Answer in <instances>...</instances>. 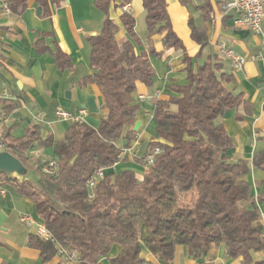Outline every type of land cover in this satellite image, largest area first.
<instances>
[{
	"label": "trees",
	"instance_id": "1",
	"mask_svg": "<svg viewBox=\"0 0 264 264\" xmlns=\"http://www.w3.org/2000/svg\"><path fill=\"white\" fill-rule=\"evenodd\" d=\"M6 1L11 13L20 15L29 0ZM33 1L44 10L49 3ZM142 1L148 35L159 33L165 48L185 50L172 27L167 1ZM116 3L94 0L105 19L100 33L89 37L92 73L82 80L83 84H97L102 93L107 114L98 128L85 122L72 123L64 138L57 140L52 135L44 137L41 127L33 124L21 137L13 134L14 127H4L0 136L7 151L20 159L27 171L38 173V182L33 183L0 171L6 185L35 202L37 214L54 237V241H45L33 235L31 245L40 251L42 264H52L58 246L77 251L80 261L76 264H105L103 259L114 245L121 250L109 258V264H152L143 256L144 249L159 264H173L178 246L185 247L199 264H216L205 261L212 245H223L229 258L242 257L240 264H264V260L255 262L252 257L253 251L264 249V224L257 204L264 201V191L253 196L247 160H230L235 142L220 122L227 110L244 102L243 93L231 86L234 76L223 72L215 57L194 69L185 54L187 83L170 85L176 95L156 101L153 117L158 139L149 142L148 150L159 147L160 153L143 179L132 170H124L113 179L106 175L94 190L88 188L87 182L97 170L121 161L119 142L124 140V148L131 147L141 110L134 97L137 85L151 86L155 77L149 59L136 50L143 41L129 12L120 16L127 38L118 41L121 25L110 15ZM208 4L202 8L210 19ZM191 26L193 38L204 47L206 32L192 20ZM56 48L52 52L57 66L71 67L69 57ZM150 51L161 56L153 48ZM3 105L2 114L8 116L19 103L5 100ZM260 139L263 147L254 155L252 165L264 171V135ZM37 147L53 149L55 173L44 171L50 156L31 154Z\"/></svg>",
	"mask_w": 264,
	"mask_h": 264
},
{
	"label": "crops",
	"instance_id": "2",
	"mask_svg": "<svg viewBox=\"0 0 264 264\" xmlns=\"http://www.w3.org/2000/svg\"><path fill=\"white\" fill-rule=\"evenodd\" d=\"M166 1L172 27L183 41L185 50L165 48L159 33L148 35L142 0H117L116 6L110 10L111 17L121 25L123 6L131 4L135 29L143 41L136 46V50L149 59L155 69V77L151 86L138 83L134 97L144 109L137 116L138 129H135L136 123L133 127L136 138L128 149L124 148V140L119 142L123 158L113 167L105 169V176L113 179L121 171L132 170L139 180L143 179L147 167L141 159L149 152V142L158 139L151 112L155 110L156 101L176 95L170 85L187 83L185 54L191 58L194 69L209 57H215L222 64L223 72L234 76L231 86L237 93H243L244 102L227 110L220 122L235 142L229 152L230 160L249 162L251 171L248 180L252 184L253 196L258 197L264 191V171L253 168L252 159L263 147L260 137L264 135V67L252 56L260 49L261 37L249 28L234 23L236 14L224 8L226 0H191L188 4L181 0ZM207 2L210 19L203 14L202 7ZM4 3L5 0H0V90L6 87L18 99L19 105L10 115L4 116L5 100H0V136L4 127H14L13 134L21 137L34 124L41 127L44 137L52 135L61 140L73 122L59 119L55 114L58 107L73 115H79L85 109L83 121L98 128L107 114L103 108L102 93L97 84L82 83L92 73L89 37L100 33L105 19L95 7L94 0H49L47 8H42L41 12H38L39 5L29 0L20 15L4 14ZM191 20L195 27L206 32L207 44L204 47L192 36ZM126 38L127 32L121 25L117 39L122 42ZM38 40L40 44H37ZM221 42L245 58L243 69L236 70L231 61L220 54ZM56 47L69 57L71 67L60 69L57 66L53 54ZM152 48L161 56L152 54ZM140 95L144 99H140ZM40 114H44L42 121L36 123L35 117ZM34 151L36 155L49 156L47 149L37 147ZM7 188V196H0V264H42L40 251L31 245V237L36 235L35 226L21 221L25 214L36 223L42 221L35 202L14 186L7 185ZM257 204L264 224V201ZM120 250L119 245H114L109 256L103 259L104 263L109 264V258L116 256ZM143 256L152 264H159L146 249ZM252 257L255 262L264 260V249L253 251ZM241 260L242 257L229 258L223 245H212L205 259L216 264H240ZM59 261L56 257L52 264ZM173 264H199V260L190 258L185 247L178 246Z\"/></svg>",
	"mask_w": 264,
	"mask_h": 264
},
{
	"label": "built area",
	"instance_id": "3",
	"mask_svg": "<svg viewBox=\"0 0 264 264\" xmlns=\"http://www.w3.org/2000/svg\"><path fill=\"white\" fill-rule=\"evenodd\" d=\"M224 8L235 12L234 23L238 26L247 27L261 37L260 49L252 56V58L259 62L264 67V0H226ZM124 12L131 10V4H125L123 6ZM3 13L6 15L11 14V10L7 1L3 5ZM2 48V42L0 40V50ZM220 54L229 59L236 70H241L245 64V58L238 55L230 46L225 42H221L219 45ZM2 63L0 59V71ZM140 99H144L143 95L139 96ZM14 100L15 98L6 87L0 90V100ZM59 119L71 121L73 123H83V115L86 114V110L82 109L79 115H73L71 112L58 107L55 112ZM44 114L37 115L35 122L42 121ZM7 151V144L0 139V152ZM160 153V148L156 147L152 151H149L144 159V164L148 168L154 162L156 155ZM32 155H36L35 151L31 152ZM44 171L49 174H53L57 171V160L54 157H49L48 163L44 168ZM10 177L18 178L15 174H10ZM105 177V170H97L88 180L87 186L90 190H94L99 181ZM8 194V188L5 182L0 177V196L6 197ZM89 198H93V194L89 195ZM21 221L35 226V233L38 237L45 241H54V237L49 229L46 227L43 221L34 222L27 214L21 217ZM61 262L66 264H76L80 261V254L73 250L63 246H58V253L56 256Z\"/></svg>",
	"mask_w": 264,
	"mask_h": 264
},
{
	"label": "water",
	"instance_id": "4",
	"mask_svg": "<svg viewBox=\"0 0 264 264\" xmlns=\"http://www.w3.org/2000/svg\"><path fill=\"white\" fill-rule=\"evenodd\" d=\"M42 7H38V12H41ZM139 127V122L136 123L135 129ZM74 161V160H73ZM72 161V162H73ZM0 171L9 174L24 176L27 173V168L20 159L8 151L0 152Z\"/></svg>",
	"mask_w": 264,
	"mask_h": 264
},
{
	"label": "rangeland",
	"instance_id": "5",
	"mask_svg": "<svg viewBox=\"0 0 264 264\" xmlns=\"http://www.w3.org/2000/svg\"><path fill=\"white\" fill-rule=\"evenodd\" d=\"M141 106V105H140ZM141 109L143 110L144 107L141 106ZM152 113H154V111H151ZM48 150V155L51 157L53 155V149L52 148H49L47 149ZM145 165V164H144ZM140 166L142 167V165L140 164ZM23 179H28L30 180L31 182L33 183H37L38 182V173L36 170L34 169H30L27 171V173L24 175V176H21ZM13 189V188H12ZM262 193V191H261Z\"/></svg>",
	"mask_w": 264,
	"mask_h": 264
}]
</instances>
